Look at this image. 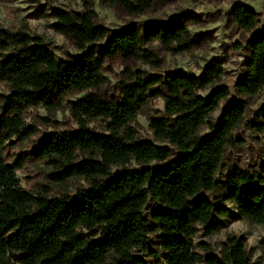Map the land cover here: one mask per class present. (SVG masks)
Here are the masks:
<instances>
[{
	"label": "trees",
	"instance_id": "16d2710c",
	"mask_svg": "<svg viewBox=\"0 0 264 264\" xmlns=\"http://www.w3.org/2000/svg\"><path fill=\"white\" fill-rule=\"evenodd\" d=\"M154 1L100 3L139 17ZM52 16L54 31L82 52L79 60L58 61L41 37L0 28V83L8 89L0 103V264H147L134 251L144 249L154 234L164 264H264V242L257 262L234 235L226 236L218 254L206 249L199 255L193 243L195 226L212 235L220 232L223 219L264 223V163L216 180L226 149L236 144L234 133L243 125L264 131V103L248 118L251 100L264 89V28L245 42L246 63L233 99L223 70L213 64L200 76L127 70L118 100L92 95L70 102L75 128L47 133L31 156L58 170L50 173L53 182L64 187L79 179L86 187L73 196L51 195L43 186L22 188L16 177L21 164H8L3 156L8 141L36 134L27 112L40 108L53 117L68 94L99 88L106 57L118 55L158 70L162 64L145 46L157 42L170 54H181L196 41L188 19L110 31L89 10L55 9ZM231 19L247 33L259 25L257 12L242 4L232 7ZM157 98L163 110L149 118L148 127L159 145L140 140L134 126L147 102ZM94 121L102 132L90 128ZM132 163L138 168L113 172ZM217 190L211 198L199 196ZM150 202L158 207L146 218Z\"/></svg>",
	"mask_w": 264,
	"mask_h": 264
},
{
	"label": "rangeland",
	"instance_id": "374dc122",
	"mask_svg": "<svg viewBox=\"0 0 264 264\" xmlns=\"http://www.w3.org/2000/svg\"><path fill=\"white\" fill-rule=\"evenodd\" d=\"M235 4H242L257 12L259 25L254 31L244 32L233 23L231 9ZM86 6L89 8L86 9ZM55 9L69 13L92 11L97 24L110 31L120 30L131 23L137 24L144 30L153 23L165 25L188 19L187 30L196 41L188 52L181 54H170L157 42L145 46L162 64L158 70L140 61L124 60L118 55L106 57L101 70L104 82L99 88L68 94L62 110L56 112L53 117L40 108L27 112L26 121L37 127L36 134L23 142L11 139L7 142L3 156L8 164L16 162L21 164L16 177L22 188L34 190L43 186L51 195L67 192L73 196L77 189L86 187L85 182L79 179L70 181L64 187L53 182L49 177L50 173L58 170L34 160L31 156V151L47 133L75 128L69 115L70 102L92 95L108 101L118 100L120 82L126 78L127 70H142L147 74L181 71L188 76H200L205 67L213 64H218L223 70V82L230 90V99H233L234 84L242 75L246 63L245 42L264 28V0H155L149 11L139 17L128 15L118 6H104L100 0H0V28L12 32L22 29L30 36L41 37L58 61L79 60L82 52L75 48L72 40L56 33L53 29L55 19L52 13ZM98 45L99 49L103 48V43ZM7 93V86L0 83V103ZM200 94L206 97L208 92L202 91ZM263 103L264 89L251 100L248 118ZM162 110L163 102L159 98L149 100L143 107L134 124L140 140L159 145L154 140L148 125L149 118L158 116ZM218 117L219 111L214 113V118ZM90 128L96 133L102 132L99 121L91 122ZM234 137L237 140L236 144L226 149L216 176L219 182H222L232 171H252L264 163V131L258 132L243 125L234 133ZM156 165L157 163L154 162L150 164V166ZM137 168L138 166L132 163L126 167L114 168L113 172ZM218 192L219 190L201 193L199 196L211 198ZM157 207V204L150 202L144 212L145 217L148 218L151 211ZM194 229L196 231L193 237L194 249L199 255H203L206 249L218 254L226 236L234 235L245 241L253 262L259 259V249L264 242V223L255 225L234 218L223 219L220 232L212 235H205L199 226H195ZM158 236V234L148 235L146 247L134 251L135 255L141 257L147 264H164L160 260L162 252L157 244Z\"/></svg>",
	"mask_w": 264,
	"mask_h": 264
}]
</instances>
